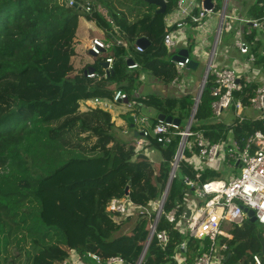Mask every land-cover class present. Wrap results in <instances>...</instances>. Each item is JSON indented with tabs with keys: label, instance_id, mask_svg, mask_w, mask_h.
<instances>
[{
	"label": "trees",
	"instance_id": "trees-1",
	"mask_svg": "<svg viewBox=\"0 0 264 264\" xmlns=\"http://www.w3.org/2000/svg\"><path fill=\"white\" fill-rule=\"evenodd\" d=\"M86 1L107 10L119 27L118 38L126 45L114 46L109 55L94 64L100 76L90 78L85 72L70 76L71 71L64 75L65 70L58 75L64 65L52 72L48 64L67 46L66 41H71L70 47L73 46L81 16L105 28V37L117 33L102 12L91 14L85 10ZM142 1L144 4L136 8L128 0H75L74 5H68L67 0H0V264H62L73 250L86 258L96 253L104 264L114 255H122L127 264H137L140 260L180 139L164 145L150 137L144 150L157 152L163 159L156 171L145 151L136 154V133L121 138L111 111L98 106L83 110L82 102L94 98L113 100L117 90L122 89L136 106L152 107L158 113L180 118L182 124L190 117L192 94L163 98L156 93L146 96L139 93L141 71L164 85L178 76L174 53L164 44L165 16L156 12L162 19L154 22L157 5ZM176 3L177 0H168L167 13ZM248 11V16H263L264 0L257 1ZM140 37L150 40L142 52L136 49ZM69 50L70 54L75 53L74 46ZM107 57H113L114 62L105 77L103 62ZM129 59L139 63V68L131 70ZM213 86L209 77L195 115L212 141L225 140L231 131L243 143L262 129L257 120L236 122L232 126L214 121ZM245 98L248 104L249 98ZM125 120L121 129L138 124L132 112ZM184 154L187 157L191 153L186 149ZM81 163L89 164L91 170L113 171L110 176L103 175L102 181L90 178L73 186L78 188L77 194L84 193L93 202L89 203L86 197L84 208L75 212L77 218L65 219L49 207L45 186L55 181L59 187V176ZM136 167L146 169L145 177L136 178L131 172ZM178 169L185 176L195 173L185 158ZM218 176L217 171L207 169L201 179L207 181ZM184 179H179L176 172L157 226V230L167 231V245L162 247L154 236L141 264H178L173 255L185 235L178 231L180 220L170 223L165 213L179 203V212L184 210L187 188ZM64 195L68 200L70 196ZM113 196H128L134 205L148 207L151 216L134 209V213L129 211L125 217L115 212L119 218L115 223L106 209ZM129 222L133 226L124 232L123 225ZM233 233L232 254L226 264H255L253 256L261 251L255 223L248 220L235 226ZM201 241L194 238L188 241L190 260L197 255Z\"/></svg>",
	"mask_w": 264,
	"mask_h": 264
},
{
	"label": "built area",
	"instance_id": "built-area-1",
	"mask_svg": "<svg viewBox=\"0 0 264 264\" xmlns=\"http://www.w3.org/2000/svg\"><path fill=\"white\" fill-rule=\"evenodd\" d=\"M63 2V0H61ZM68 5H74L75 0H67ZM206 0H177L175 17L172 24L165 29L164 44L171 52L174 51L181 42L186 40V31L190 27V23L195 25L194 29L199 30L204 26V19L208 13H213L215 5L211 8L205 6ZM227 1L220 11L221 21L217 31L216 38L210 43V53H208V67L202 82L204 88L211 78L214 86L212 88V96L214 97L211 107L213 118L219 120L224 111L233 108L238 122L246 120L242 114L246 105L258 112L255 120L259 121L262 129L256 130L252 135L244 140L229 141L220 139L212 141L201 128L202 122H198L194 116H190L183 125L182 121L177 124L173 121H167L154 118L151 124V117L142 114L140 105L136 106L130 102L127 93L122 89H118L113 100L102 98H94L93 103L96 106L110 108L112 102H125L128 110L132 112L135 123H140L142 127L137 129V146L136 154H141L146 149L150 137L157 139L158 142L167 145L179 138V146L172 162V168L175 166L176 171L183 158L192 165L195 173L186 176V196H189V189L194 190V197H210L202 204L192 215H188L186 211L179 212L181 204H177L169 212L165 213L170 223L180 220L178 223V231L185 235V239L178 246V251L173 258L178 264H189L186 258L183 259L180 254H188V239L194 238L199 240H208L209 243L196 256L195 261L190 264H225L227 253L229 252V241L234 239V233L231 230L233 225H242L249 220V215L245 211V207L253 209L257 221L264 226V82L258 85L254 93L249 97V103L245 104V100L239 97L244 91L246 85L242 81V73L235 68L227 66H218L215 63V57L218 54V47L223 33L234 32V46L242 55H246L250 63H255L258 59L257 54L253 51V38L258 39V35L264 34V15L261 17H236L228 12ZM83 7L88 13L102 12L106 19L113 25V32H117L112 37L100 38L93 37L91 39L90 49L95 56H100L104 52L110 51L116 45L124 44L122 39L118 38L119 27L113 18L108 15L107 10L101 5L96 6L93 1H86ZM200 9V11H196ZM112 34V31H110ZM209 38H203V44L207 43ZM201 44V46L203 45ZM139 52L144 50L143 46L136 45ZM260 55L264 58V47L260 51ZM108 67H106L105 77L113 68V57H107ZM178 73L188 67L193 58L187 55L181 60H174ZM139 63L133 62L130 68L139 67ZM245 66V65H243ZM245 69V67H244ZM245 73L243 72V76ZM87 76L94 78L100 76L96 71H87ZM174 82L177 79L173 80ZM201 87V85H200ZM204 90V89H203ZM201 100V98H200ZM199 100V102H200ZM191 115V114H190ZM195 126H199L195 129ZM134 133V132H133ZM189 149L190 155L185 157V150ZM227 163L232 168L241 167L239 174H231L228 180L210 179L202 181L201 174L207 169L218 170L222 162ZM235 163V165H234ZM174 175V176H175ZM189 202L191 199H187ZM185 200V203H187ZM160 203L156 211L158 212ZM112 213H119L126 216L133 209L142 214L151 216V210L146 206L134 205L130 198H119L113 196L109 199L107 206ZM156 212V214H157ZM164 212V209H163ZM162 212V214H163ZM161 214V215H162ZM155 218L152 220L151 231L152 238L157 237L160 245L165 247L168 243V233L166 230H157ZM229 224L226 228L225 225ZM155 225V227H154ZM151 238V240H152ZM93 259L102 263L101 257L96 253H90ZM253 260L255 264H263L261 254H254ZM125 258L122 255H114L107 259L106 264H124ZM62 264H70L69 260H65Z\"/></svg>",
	"mask_w": 264,
	"mask_h": 264
},
{
	"label": "crops",
	"instance_id": "crops-1",
	"mask_svg": "<svg viewBox=\"0 0 264 264\" xmlns=\"http://www.w3.org/2000/svg\"><path fill=\"white\" fill-rule=\"evenodd\" d=\"M257 1H259V0H228L227 1L228 12L232 13L236 17H256V16H248V13H249L248 10L252 5L257 3ZM167 2H168V0H167ZM212 2H213V6H214L215 3L213 0H212ZM225 2H226V0H223L222 7H218L217 4L215 5V8H214L215 11H213V13L207 14V16L204 19V26L202 28H200L199 30L194 29L195 25L193 23H190V27L186 31L185 42H181L179 44V46L174 51L170 52L168 50L170 53H174V55L178 54L181 50H187L188 55L190 57L193 56L192 55V50H193L194 53H196V55L193 56L194 58L192 57L194 59L193 61H196V63H197L196 68L186 67L184 69L185 70H190V69L193 70L197 76V79L192 81V84H189L183 78L180 77V74H181V71H180V73H178V76L175 78V79H177V81H175V82L173 81L169 85H164L163 83H160L157 81H156V83H152L154 80L152 78H150L147 73L141 74V79L144 78L143 81L141 80L142 84H141V87L139 90V93L141 95L146 96V95L156 93V95H159L163 98H165V97L181 98V97L185 96L186 94H192L193 98H196L198 96V93L200 90L199 89L200 85L202 83V80L204 78V75H205L207 67H208V57H209L208 53H210V43H213L214 39L216 38L217 31H218L220 21H221L220 11L223 9V5ZM157 8H158V6H157ZM157 8H156V10H157ZM175 9H176V5L171 12L167 13V11H166L167 14L166 13L164 14V16H165L164 17L165 29L168 28L172 24V20L175 17V13H174ZM236 9H239V11H240L239 14H236L234 12V10H236ZM196 11L198 12V11H200V9H196ZM87 23H91L92 25H95V27H94L95 29L100 28L97 25L95 20H91V19L86 18L85 16H81L79 19L77 29L75 31V38H74L72 44H73L74 48L75 47L78 48V46H79L78 43H80V42L82 43V41H83L82 38L89 36L87 48L90 52L91 51V49H90L91 39L93 37H99V36H97L95 34L88 35V30L86 28ZM102 32H103V35L105 37L106 31H102ZM228 34H232L233 38L235 39L234 32L228 33ZM207 37L209 38V40L205 39L207 41V43L203 44L202 39L207 38ZM252 41H253V48L252 49L257 54V57H258V59L255 63H250L247 59L248 57L246 55H242L238 51V49L234 46V40L232 43H230L229 41L223 42L222 38L220 40V42H221L220 46L218 47L219 52L215 57V63L218 66L232 67V68H235L238 72L242 73L241 78H242V81L245 83L246 87H245L244 91L241 92V94H239V97L243 98L244 100L246 99L245 97L249 98L254 93L256 87L258 85H260L262 82H264V58L260 55V51L264 47V34L258 35V39L255 40L253 38ZM201 44H203V45L201 46ZM73 46L71 45L72 48H73ZM75 54H76V51H75ZM109 54H110V51H107V55H109ZM243 65H245V66H243ZM89 67H94V65L89 66ZM128 67H129V65H128ZM244 67H245V69H244ZM138 68L139 67L130 68V69L135 70ZM77 72H78L77 69H75V67L73 65V69L70 72V76H73ZM243 72L245 73L244 76H243ZM200 78H201V83L199 82ZM107 100H110V99H107ZM245 104H246V102H245ZM89 107H96V105H94V103H93V99L86 100V101L82 102V109L83 110L88 109ZM98 107H101V106H98ZM246 108H251V107L249 105H246L244 110ZM105 109H108L109 111L112 112L113 120L115 121V124L120 131V137L121 138L127 139L130 137L129 136L130 134H132L133 132L134 133L137 132V129H138L137 126H131V128H122L121 129V127H123L125 125V122H126L125 116L130 113V111L127 109L125 102H123V101L112 102L111 107L105 108ZM152 109H154V108L143 106L141 109V113L148 115L149 117H150V115H152V117H154V118L158 117L159 113L157 112V110L154 109L156 111L155 112V111H152ZM244 110L242 111V114L246 117V120H255L257 118L258 115L257 116L255 115L254 117H249L248 115H246L244 113L245 112ZM231 113H234V117H236L234 109L231 108V109L224 111L222 117L219 120L214 119V118L213 119H214V121L223 122L227 126H232L236 122H238V120L235 118L232 120H229ZM133 120H134V117H133ZM225 140L229 141V142H230V140H232V142L239 141V140L234 138L231 131H230L229 135L227 136V138H225ZM148 154H150V156H152V158H153V156L155 154H157V152L155 153L154 151L149 150ZM150 156H148L149 159H150ZM233 169L234 170H233V172L230 173V175L231 174H237L235 169H238V168L236 167ZM211 170H215V169H211ZM218 170H215V171L218 172ZM187 176H189V175H187ZM219 176H220V174H219ZM211 179L214 180L217 178H211ZM217 180H220V179H217ZM188 191L190 193H189V196L185 197V200L191 199V201L189 202L187 200V203H185V201H184L185 208L183 211H186L187 214L190 216L195 211H197V209L202 204H204L205 201H203L202 198H206V200H207L210 197V195H205L203 197H194V190L189 189ZM160 203H161V201H160ZM160 218H161V216H160ZM235 226H241V225H233L231 227L232 232H233V228ZM189 240L190 239H188V241ZM204 247L206 248V245H201L200 247H198L197 255L199 254V252L201 250H204ZM230 247H231V242L229 241V252H231V254H232V250H230ZM188 249H190L189 244H188ZM255 254H261V251H260V253H255ZM180 255L183 259H185L187 257L186 262L189 264L193 263L195 261L196 256H197L196 255L192 260H190L189 254H185V252H183V254H180ZM262 257H263V263H264V256L262 255ZM68 260H69L70 264H104V263L97 262L91 256H89L88 258L83 257L79 253H77L75 250L72 251V255ZM227 261L228 260L226 258V262ZM124 264H127V262H125Z\"/></svg>",
	"mask_w": 264,
	"mask_h": 264
},
{
	"label": "rangeland",
	"instance_id": "rangeland-1",
	"mask_svg": "<svg viewBox=\"0 0 264 264\" xmlns=\"http://www.w3.org/2000/svg\"><path fill=\"white\" fill-rule=\"evenodd\" d=\"M213 1H214L215 5L217 4L218 7H222L223 0H213ZM128 2L131 5H135L132 7H136V8L140 7V4H144L142 0H128ZM234 12L236 14L240 13L239 9L234 10ZM154 13H155V15H153L154 22H155V19H158V20L162 19V15L156 14V9L154 10ZM94 27H95V25H92L91 23H87L86 28L88 30V35L95 34V35L99 36L100 38H105L102 31H105L106 29L105 28L103 29L102 27H100L99 29H95ZM88 37L82 38V40H83L82 43L81 42L78 43L79 44L78 48H76V47L74 48L76 51V54L75 53L70 54V50H69L70 48L69 47H70L71 41H66V45L68 47L65 46V47H63V49H60V52L58 54L56 53V56H54L52 58L51 64H48L50 66L49 68L51 69V71L52 72L57 71L58 69L61 68L62 65H64V67L61 68V70H59L58 75L63 74L62 70L66 71L64 73V75H66L68 72L72 71L73 65H74L75 69H77V71H78L76 74H80V73H84L86 68L94 65L99 59L105 58L107 56V52H104L100 56H94L89 52V50L87 48ZM233 40H234V38H233L232 34H228L226 32L223 33V35H222V41L223 42L229 41L230 43H232ZM67 49H68V51H66ZM192 55L193 56L196 55V53H194L193 50H192ZM146 73H147L146 71H141V74H146ZM64 75H62V76H64ZM58 77H60V76H58ZM140 77H141V75H140ZM180 77L183 78L189 84H192V81L197 79L196 74L191 69L190 70H185V69L182 70ZM143 79H142V81H143ZM199 82L201 83V78L199 79ZM152 83H156V81H153ZM194 100H195V98H194ZM127 109H128V107H127ZM155 110L152 109V111H155ZM244 111H245L244 113L246 115H248L249 117H254L255 115L256 116L258 115V112L254 111L252 108H246ZM150 117L152 120L151 124H153L155 121L154 117H152V115H150ZM234 118L237 119L236 117H234V113H231L229 120H232ZM187 120H184L183 124H185L187 122ZM141 127H142V125L140 123H138L137 128L140 129ZM230 144H232V140H230ZM148 151L149 150H147L146 153L148 156H150V154H148ZM150 159L153 162V167L155 168L156 171H158L160 168L161 162L163 160L161 155L159 153H157L153 156V158H152V156H150ZM88 165L89 164H86V163H81L80 165L77 164L74 167L69 168L67 171H65L58 178L60 183H61L59 185V187L56 186L55 181H51L50 183H48L45 186V191L47 192L46 196L48 197V205L52 210L58 211V215H60V217H64L65 219H72V218L76 219L77 216L75 215V212L80 210L81 207L84 208L83 202L87 200L86 197H88V196L84 193H81V192L77 194L76 190L78 188H74L73 186H75L77 184H83V182H85L87 179H90V178H95V180L98 179V181H102V179L104 180V178H101L103 175L110 176L111 172L113 171V170L102 171L101 169L100 170H91L90 168H88ZM234 165H235V163H234ZM219 167H221L218 170L220 176L217 177V179L228 180L230 173L233 172L234 169L229 166V164L227 163V160L222 162V165H220ZM241 170H242L241 167H238V169H235L237 174H239L241 172ZM95 172H96V174H95ZM131 172L133 174H135L137 179H141V178L145 177V175H146V169L145 168L142 169L140 167H136ZM177 175H178L179 179H183L186 177L185 173L181 169L177 170ZM56 190H59L60 192H56ZM49 192H52V193H49ZM64 193H66L68 196H70L68 200L66 199ZM54 194H56L57 196H55ZM88 199H90V198L88 197ZM202 200L206 201V198H202ZM92 202H93V200L90 199L89 203H92ZM106 209H107V215L115 223H118L119 218L117 217V215L110 212L108 210V208H106ZM134 212L135 211H133V213ZM123 217H125V216H123ZM132 226H133L132 222H129V223L123 225V231L124 232L130 231ZM225 226L227 228L229 226V224H227ZM208 243H209L208 240L201 241V245H207ZM13 251L17 252V250L15 248H13Z\"/></svg>",
	"mask_w": 264,
	"mask_h": 264
},
{
	"label": "water",
	"instance_id": "water-1",
	"mask_svg": "<svg viewBox=\"0 0 264 264\" xmlns=\"http://www.w3.org/2000/svg\"><path fill=\"white\" fill-rule=\"evenodd\" d=\"M146 1L151 3V4H155V5L158 6V8L156 10L157 13H162V14L166 13V11H167V0H146ZM205 6L208 7V8L213 7L212 0H206L205 1ZM137 44L143 46L144 48H147L150 45V40L147 37H140L137 40ZM90 53L95 55L92 51H90ZM187 55H188V51L187 50H181L178 54L173 56V59L174 60H181V59L185 58ZM133 62H134L133 59H129L128 60V65L133 64ZM103 64H104V67H108V65H109L107 61L103 62ZM196 65H197L196 61H193L188 67L189 68H196ZM87 71L93 72V71H95V69L93 67H88ZM87 71H85V74L87 73ZM204 81H205V77H204ZM203 89H204V82L201 83V87H200L198 96L194 100V104H193L190 116H194V114L197 112V108H198V105H199V100H200V98L202 96ZM158 118L162 119V120L173 121V122H175L177 124H180L181 121H182L180 118H175L173 116L166 115L164 113H159ZM175 171H176V167L174 166L172 168V170H171L170 178H169L168 184L166 186L165 192L163 194V198L161 199L160 207H159V210H158V212L156 214V218H155V220H156L155 223H157V221L159 220V218H160V216H161V214L163 212L164 204L166 202V199H167V196H168V193H169L173 178L175 177L174 176L175 175ZM129 187H130L129 185L126 186V195L129 194ZM244 209L249 215V220L254 222L255 225H256L257 238H258V240L261 243V254L264 256V234H263L264 233L263 232L264 231V226H263L262 223L257 221V218L255 216V212H254L253 209H249L248 207H245ZM154 227H155V225H154ZM152 232H153V230L150 231V234L148 236L145 248H144L143 253H142L141 257H140V260L138 261L137 264H141L142 263V260H143L145 254H146L147 248H148V246H149V244L151 242ZM230 256H231V252H229L227 254V260L230 258Z\"/></svg>",
	"mask_w": 264,
	"mask_h": 264
}]
</instances>
